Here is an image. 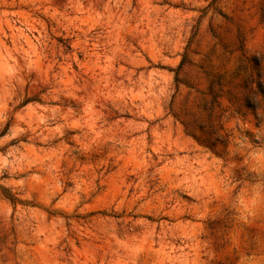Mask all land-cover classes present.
Wrapping results in <instances>:
<instances>
[{
	"label": "rangeland",
	"instance_id": "rangeland-1",
	"mask_svg": "<svg viewBox=\"0 0 264 264\" xmlns=\"http://www.w3.org/2000/svg\"><path fill=\"white\" fill-rule=\"evenodd\" d=\"M0 264H264V0H0Z\"/></svg>",
	"mask_w": 264,
	"mask_h": 264
},
{
	"label": "trees",
	"instance_id": "trees-1",
	"mask_svg": "<svg viewBox=\"0 0 264 264\" xmlns=\"http://www.w3.org/2000/svg\"><path fill=\"white\" fill-rule=\"evenodd\" d=\"M4 192V196L9 199L12 203H17L19 202V199L17 198V196L12 193L11 191H9L8 189H3Z\"/></svg>",
	"mask_w": 264,
	"mask_h": 264
}]
</instances>
